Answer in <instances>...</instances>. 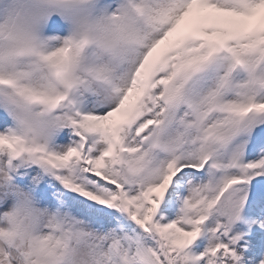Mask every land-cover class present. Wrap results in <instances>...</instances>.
<instances>
[{
	"label": "snow or ice",
	"instance_id": "obj_1",
	"mask_svg": "<svg viewBox=\"0 0 264 264\" xmlns=\"http://www.w3.org/2000/svg\"><path fill=\"white\" fill-rule=\"evenodd\" d=\"M0 264H264V0H0Z\"/></svg>",
	"mask_w": 264,
	"mask_h": 264
}]
</instances>
